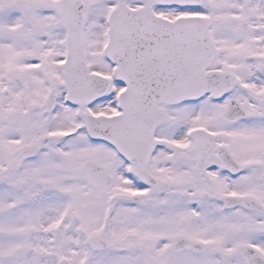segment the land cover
Here are the masks:
<instances>
[{
	"label": "snow or ice",
	"instance_id": "snow-or-ice-1",
	"mask_svg": "<svg viewBox=\"0 0 264 264\" xmlns=\"http://www.w3.org/2000/svg\"><path fill=\"white\" fill-rule=\"evenodd\" d=\"M0 264H264V0H0Z\"/></svg>",
	"mask_w": 264,
	"mask_h": 264
}]
</instances>
